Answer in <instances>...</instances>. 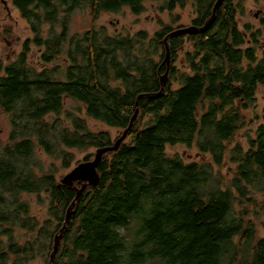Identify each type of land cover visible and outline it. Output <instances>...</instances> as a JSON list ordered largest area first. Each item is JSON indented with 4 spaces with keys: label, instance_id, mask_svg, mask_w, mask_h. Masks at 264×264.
Masks as SVG:
<instances>
[{
    "label": "trees",
    "instance_id": "16d2710c",
    "mask_svg": "<svg viewBox=\"0 0 264 264\" xmlns=\"http://www.w3.org/2000/svg\"><path fill=\"white\" fill-rule=\"evenodd\" d=\"M217 1L10 0L29 24L43 69L29 67L26 44L0 75V113L10 115L13 129L0 144V264H49L81 187L60 185L51 168L43 170L37 149L59 156L69 169L66 150L113 145L137 109L125 141L97 167V184L73 207L52 264H264V110L248 122L244 116L264 85V44L262 29L240 28L237 21L248 0H224L203 33L168 38L169 64L163 40L172 25H161L151 38L143 31L109 35L94 26L69 35V18L83 7L94 25L101 14L123 8L141 15L148 2L170 14L190 3V25L200 28ZM187 45L179 69L178 54ZM61 55L64 66L48 68ZM66 98L117 137L90 131L78 114H71L72 129L58 117L47 122ZM259 118L246 144H233L245 123ZM177 145L195 146L210 161L168 155ZM224 166L225 176L214 172ZM24 196L45 197V219Z\"/></svg>",
    "mask_w": 264,
    "mask_h": 264
},
{
    "label": "rangeland",
    "instance_id": "374dc122",
    "mask_svg": "<svg viewBox=\"0 0 264 264\" xmlns=\"http://www.w3.org/2000/svg\"><path fill=\"white\" fill-rule=\"evenodd\" d=\"M2 1L5 2L6 5L0 3V75H2L3 73V67L17 62L18 58L26 49V44V47L28 48L27 62L29 64V67H33L34 69L40 71L41 69H43V64L39 59L40 50L31 43L34 35L30 30L29 24L20 17V14L12 6L10 0ZM160 6V3H145L146 11L138 16L133 15L128 8H123L119 13L116 14L103 13L100 15L96 23H94V25L92 23L88 8L83 7L75 10L69 18V35L85 32L87 30H90L94 26L96 28L105 29L109 35L120 34L122 36H133L139 31H143L146 32L148 37L151 38L162 28L161 25H172V27L175 28L174 31L177 30L176 28H178V26H192L190 25L191 20L195 16L190 3H188L183 9L177 8L171 14L167 11H161L159 9ZM244 8V14L239 15L237 19L240 28H242L243 25L249 23L252 24L255 29H262L261 45H263L264 24H261V20H264V1L256 2L254 0H248L245 3ZM173 18L178 19V21L174 24L172 23ZM47 29V26L43 28L44 37H47ZM59 32L60 28L56 27L55 33L58 34ZM188 48L190 47L187 45L184 50L179 51L178 59L175 64V66H177L179 69H181L182 67V63L184 62V54ZM169 62L170 57L168 59V63H166L169 64ZM65 63V55H61L59 56L57 61L51 63L48 68L57 66L61 68ZM60 78L62 79L63 77ZM263 110L264 85L259 87L252 108L244 112V116L247 118V122L250 118H253L254 114H257L259 117H261L263 115ZM71 114H78L81 118H84L90 131L106 132L112 137V139H115L119 134L117 130L108 128L104 124L86 117L84 114V107L80 103H77L74 100L68 98L64 100V107L59 115L49 116L47 117L46 121L52 124L54 123L53 120L55 119V117H58V121L62 126L72 129ZM247 122L236 135L233 144L241 143L245 145L247 141L246 134L248 133L250 134V136L254 135V131L261 122V118H259L255 123H251L250 125ZM12 130L13 129L10 121V115L0 113V144L3 145L9 142ZM166 150L168 155L178 154L184 160H186V162L201 160L210 161L207 156H201L195 146L187 148L182 145H177L174 147H168ZM66 151H69V154H71V158L69 160L71 167L69 169H66L63 166L62 160L58 158L59 156H48L47 153L42 149H37L36 159L45 172L51 168V170L55 172L56 179L61 181L64 176L68 174L76 165L82 163L86 156L94 155L96 153V150L94 149H70ZM214 172H221L225 176L226 166L221 169L214 167ZM24 198L30 202L33 213L39 215L40 218L45 219L48 205L47 201H45V197H42L43 199H41L40 201L36 196H24ZM259 220L260 222H262V224H264V218H260ZM260 230L261 235H263L264 228H261ZM29 264H43V261L41 259H36Z\"/></svg>",
    "mask_w": 264,
    "mask_h": 264
},
{
    "label": "water",
    "instance_id": "95a60500",
    "mask_svg": "<svg viewBox=\"0 0 264 264\" xmlns=\"http://www.w3.org/2000/svg\"><path fill=\"white\" fill-rule=\"evenodd\" d=\"M223 1L224 0H218L216 2L214 9H213V13H212V18L203 27L198 28L195 26H190V27L180 28V29H177V30L173 31L172 33H170L163 40L164 47H165V53H166L165 61L167 63H168V59L170 56L169 48H168V42H167L168 38L205 32L208 29V27L211 25L212 21L214 20L216 12H217L218 8L221 6ZM165 79H166V75L162 78V88L164 87ZM137 114H138V109H137L135 115L133 116L129 127L123 132L122 136L119 137L114 142L113 145L97 149L96 153H95V157L92 161L79 163L68 174H66L64 176V178L61 180L60 185L72 187V186H74V184H78L81 187H80V189H77L76 197L67 210V213L65 216V221H64L63 227L60 231V234L54 240V247H53V251H52L51 256H50L49 264H52V261L56 255L57 249H58L59 244H60V239L62 237V233L64 232L67 224L71 220V217L73 214V210H72L73 207L75 206L76 202L79 200L82 192L87 187H93L97 184L98 178L96 175V170H97V167L99 166V164L101 163L103 156L109 152H116L119 149L120 145L125 141V139L127 137V133L130 130V128L132 127V124H133L134 120L136 119Z\"/></svg>",
    "mask_w": 264,
    "mask_h": 264
},
{
    "label": "flooded vegetation",
    "instance_id": "af4514ba",
    "mask_svg": "<svg viewBox=\"0 0 264 264\" xmlns=\"http://www.w3.org/2000/svg\"><path fill=\"white\" fill-rule=\"evenodd\" d=\"M0 3H1V4H3V5H6V3H5V2H3L2 0H0Z\"/></svg>",
    "mask_w": 264,
    "mask_h": 264
},
{
    "label": "bare ground",
    "instance_id": "6f19581e",
    "mask_svg": "<svg viewBox=\"0 0 264 264\" xmlns=\"http://www.w3.org/2000/svg\"><path fill=\"white\" fill-rule=\"evenodd\" d=\"M223 3V2H222ZM96 175H97V171H96ZM97 178H98V176H97ZM58 250V249H57ZM57 253V252H56Z\"/></svg>",
    "mask_w": 264,
    "mask_h": 264
}]
</instances>
